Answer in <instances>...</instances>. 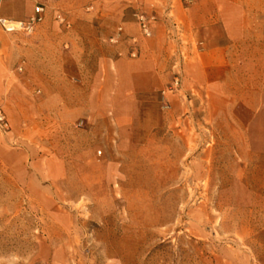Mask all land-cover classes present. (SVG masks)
<instances>
[{"label": "rangeland", "instance_id": "rangeland-1", "mask_svg": "<svg viewBox=\"0 0 264 264\" xmlns=\"http://www.w3.org/2000/svg\"><path fill=\"white\" fill-rule=\"evenodd\" d=\"M42 4L38 28L48 32L29 54L35 64L64 55L74 71L79 56L90 62L111 47L140 57L130 53L132 39L140 50L139 37L116 17L97 12L93 20L77 17L83 23L76 27L69 12ZM83 9L96 11L93 3ZM38 28L13 32L18 77L30 74L23 47ZM176 76L177 90L173 77L162 90L130 99L119 77H67L66 112L59 114L58 99L39 95L26 141L12 139L0 106L9 120L8 130L0 128L8 153L0 155V264H264V153L245 144L236 121L244 126L249 114L234 106L250 100L254 86L264 91V77H232L227 84L239 96L217 115L207 110L209 93L196 98ZM50 80L56 88L58 77Z\"/></svg>", "mask_w": 264, "mask_h": 264}, {"label": "crops", "instance_id": "crops-1", "mask_svg": "<svg viewBox=\"0 0 264 264\" xmlns=\"http://www.w3.org/2000/svg\"><path fill=\"white\" fill-rule=\"evenodd\" d=\"M42 3L49 4L47 8L51 12L55 6L69 12L76 20V27L83 23L77 17L93 20L97 12L116 17L125 23L128 33L139 37L140 57L128 59V48L122 49L120 54L121 48L111 47L90 62L79 56L73 63L74 71L69 69L64 55L57 61L42 56L40 63L35 64L29 54L33 55L39 35L48 32L41 26L36 35L27 38L28 44L23 47L26 68L31 69L30 74L35 72L41 77V83L35 85L30 74L18 77L16 67L21 47L17 35L6 31L1 19L27 21ZM50 3L47 0H0V106L9 117L12 139L17 141H26L33 135V100L39 95L43 101L58 99L63 103L59 104V114L66 112L68 105L61 83L67 77H119L126 86L121 94L130 99L162 90L179 74L196 98L211 95L213 100L207 110L217 115L231 107L233 103L229 98L239 96L231 92L227 84L232 77L238 81L241 77H250L251 81L264 77V0H56ZM88 3L95 5V12L84 11L83 6ZM138 12L155 18L150 38L140 36L134 20ZM96 28L94 32L98 33ZM40 39L45 41L43 37ZM71 46L74 50L73 42ZM85 64H89L90 69L87 70ZM35 65L39 66L36 70ZM50 77H58L56 88L51 87ZM36 89L40 94H35ZM247 97L250 100L234 101V106L239 104L249 114L244 126L236 123L244 130V141L250 151L264 153V103L259 105L257 100L264 98V91L254 86ZM85 108V104H80L77 110L83 114ZM4 154L8 155L0 147V155Z\"/></svg>", "mask_w": 264, "mask_h": 264}, {"label": "built area", "instance_id": "built-area-1", "mask_svg": "<svg viewBox=\"0 0 264 264\" xmlns=\"http://www.w3.org/2000/svg\"><path fill=\"white\" fill-rule=\"evenodd\" d=\"M138 24L141 30V33L144 37H150L153 34V26L152 23L155 18L151 15H148L144 12H138ZM46 16V7L43 4H38L35 8V14L28 19L27 21H11L6 19H1V25L5 28L8 32H19L23 31L28 34L34 33L38 26L44 21ZM58 19L61 23L65 21V18L59 14ZM123 35V27L119 28L117 36L113 39L115 41L120 40L121 36ZM133 48L131 49L130 53L131 56L136 57L139 54V50L137 48V39H132ZM179 76H176L174 81L172 82L170 89L177 90L180 85ZM0 128L3 130H8L9 128V120L5 111L0 107Z\"/></svg>", "mask_w": 264, "mask_h": 264}]
</instances>
